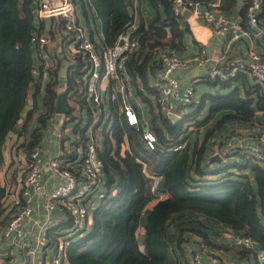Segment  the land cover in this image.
<instances>
[{"label":"trees","instance_id":"obj_1","mask_svg":"<svg viewBox=\"0 0 264 264\" xmlns=\"http://www.w3.org/2000/svg\"><path fill=\"white\" fill-rule=\"evenodd\" d=\"M149 1L155 14L147 19L142 17L140 20L138 17L140 46L130 55L127 67L134 86L141 82L147 90L137 87L143 101L150 100L148 92L157 93L159 98L157 87L149 83V77L159 69L158 51L182 48L186 32L181 17L173 12L172 0ZM228 1L230 5L227 8L234 4V0ZM77 2L86 21L89 10L93 18L100 22V30L94 32L88 22L87 34L96 46L113 45L121 30L135 18L131 10L132 0ZM31 9L32 0H0V167L4 162L6 138L13 129L22 137L18 146L23 148L26 160L29 159L32 147L40 144L41 131L56 112L60 92L67 107L65 113L69 115L76 107L79 113L85 109V126L82 128L78 122L82 119L80 114L76 117L69 115L73 125L71 129L80 135L82 146L88 139L85 134L88 125H93V131L99 128L103 137V143L98 148V157L103 165V194L90 210V222L66 239V262L188 264V247L195 250L201 243L212 248L224 247L219 244L217 236L230 231L250 235L264 252V165L253 156L239 151V147L228 152L226 161L210 159L212 143L220 137L219 146L223 143L222 134L215 132L224 121L230 118L256 120L257 125L264 128L262 85L252 84L248 91L251 95H241L237 87L221 93V89L231 86L232 79L207 78L205 82L216 88L214 92L204 93L199 101L194 99L188 111L183 112L179 107L182 113L175 112L179 115L178 119L161 108L155 113L151 107L149 129L156 134L157 141L155 147L150 148L143 139V126L126 123L119 113L117 102L110 101L107 110L101 104L103 111L108 113L101 127L98 126L104 113L99 114L96 122L92 121V109L99 106L92 107L84 97L85 79L82 73L87 66L80 57L69 61L62 52H56L59 40L52 42L53 63L48 68L49 77L41 98L44 110H38L35 100L42 81L32 74L36 49L30 42L35 28ZM242 13L245 16V12ZM260 18L264 19V4ZM62 21L63 18L57 19L58 29ZM47 31H52V28L49 26ZM62 71L64 86L58 90ZM32 84L34 87L30 92ZM30 95L35 102L23 115ZM206 100L210 102L209 109L203 117ZM218 112H222L221 118L207 129L204 138L193 141L185 124L195 121L196 126H202ZM178 145L182 146L175 149ZM233 154L241 159L232 158ZM63 155L65 159L76 158L74 153L67 151ZM144 164L148 172L143 170ZM232 167L235 170H231ZM156 173L163 176L158 191L165 193L164 197L150 190V175ZM4 196L5 189L0 181V225H5L17 208L13 204L4 213ZM149 204L152 207L142 224L141 218ZM70 224L71 216L67 215L47 232L52 233L53 229L55 231Z\"/></svg>","mask_w":264,"mask_h":264},{"label":"built area","instance_id":"obj_2","mask_svg":"<svg viewBox=\"0 0 264 264\" xmlns=\"http://www.w3.org/2000/svg\"><path fill=\"white\" fill-rule=\"evenodd\" d=\"M76 1L32 0L31 11L34 16L35 28L30 35V42L36 49L35 56L38 58L32 67V74L40 78L48 75V68L52 65L49 45L51 42L59 40L58 52H62L69 61L80 57L87 66L83 78L85 79L84 97L88 103L95 107L103 104L105 99H120L121 110L127 123L139 126L141 120L136 108L138 99L133 95L132 77L127 68L130 55L140 46V38L137 34L138 19L134 18L121 30L113 45L96 46L89 38L86 28L78 20L75 12ZM201 2V0H172V9L174 14L179 16L183 9H189L192 14L199 17L204 23L212 25L214 30L224 34L229 40L258 35L264 41V22L260 18L264 0H248L246 2V25L240 28L221 16H217L212 6L199 7ZM58 18H63L59 29L56 27ZM41 23L46 24L45 28L41 26ZM49 26L52 31H47ZM205 55L206 48L204 46L201 47L199 54L193 55L191 58H181L170 49L158 51L157 60L160 72L157 76L156 87L163 110L175 112L179 107L183 112L189 110L195 99V87L192 82L181 85L174 71L186 66L189 61L202 64ZM238 72L247 73L254 81L261 84L264 90V47L234 57L227 68H221L218 65L212 66L207 71V78L228 80ZM78 122L81 124L84 120ZM61 132H65V130ZM221 138L212 143L210 155L213 157L215 154H219L221 160L226 161L228 157L222 155L218 150ZM143 139L150 148L155 147L157 136L154 132L143 131ZM223 141H227L224 136ZM181 146L178 145L175 149H179ZM239 148V151L253 156L257 162L264 165V129L258 135L255 146ZM41 150L40 144L32 147L22 175L23 196L21 200H16L17 208L11 213L0 232V264L5 254L2 241L5 238L16 239L22 243L24 264H67L64 252L66 239L80 232L89 223L90 210L103 194V165L98 157L97 143L92 137H89L85 142L81 158L65 159L63 153L51 157L49 167L56 175L57 180L45 196L43 211L48 217L55 208L64 210L71 216L69 225L71 228L65 234H61L60 229L49 236L42 232L35 243H32L24 237L22 222L32 213V195L39 194L43 188ZM143 170L148 172L145 164ZM150 176L151 192L159 197H164L165 193L158 191L163 178L162 174L156 173ZM227 233L232 237L234 245L255 251L260 264H264V252L259 248L256 239L244 233L232 231ZM217 248H212L204 243L199 244L195 250L188 247L186 250L190 259H188V264H223L219 260L220 253L214 251ZM39 255L44 256L42 262Z\"/></svg>","mask_w":264,"mask_h":264},{"label":"crops","instance_id":"obj_3","mask_svg":"<svg viewBox=\"0 0 264 264\" xmlns=\"http://www.w3.org/2000/svg\"><path fill=\"white\" fill-rule=\"evenodd\" d=\"M201 1L202 2L199 4V7L203 8L206 6H212L217 16H221L223 19L230 21L237 28L245 27L246 17L244 16V13H242V11L245 12L244 5L246 4V0H234V4L228 8L227 6L230 5V1L228 0H224V1L201 0ZM77 4L79 3L76 1L75 12L76 15L78 16L77 14L78 9L76 6ZM131 4H132L131 10H133L134 17L137 19L138 17L139 19L142 17L144 19H147L148 17L153 16L155 14V9L151 6L149 0H132ZM221 5H224V7H222ZM87 15H89L88 21L84 20V23L86 24V29H88V22H89L91 28L93 29V32L94 30L97 29L100 30L99 20L93 18L89 10L87 11ZM180 17L186 29L185 36L182 40L183 47L176 50L172 49V51H175L176 54L179 55L181 58H191L193 55H197L200 53L202 46L206 48V55L204 56V61L202 64H197L194 61H189L186 66L177 68L174 71L175 75L180 80L181 85L190 84L192 82V84L195 87L194 96L196 101H199V99H201L204 93L214 92V90L216 89L211 87L207 82H205V80L207 79V71L209 70V68H211L214 65H218L221 68H227L231 64V61L234 59V57L250 53L252 50H260L264 47L263 38L258 35L242 36L238 40H229L224 34L214 30V27L212 25L204 23L195 14H192L191 11L189 13L186 12L184 14V10H182ZM78 20L81 23L82 19L79 16H78ZM262 21L264 22V19H262ZM41 26L45 28L46 24L41 23ZM93 35L95 36V34ZM53 46L54 43L52 45L51 42L49 45L50 53H52L54 50ZM36 58L37 57L34 55V62ZM159 72H160L159 69L154 70L153 74L149 77V83L152 84L153 86H156L157 76ZM238 75L239 77L236 78ZM48 77H49V72L47 76L41 77L42 84L40 85L39 91L36 94L37 106L38 109L41 111L44 110V106H42L41 104V98L44 91L45 82L48 79ZM230 79H232L231 86L221 89L220 90L221 93H227L232 88L237 87L241 95H246L247 93L251 95L252 93L248 92L250 90V86L252 84L257 83L251 77H249L245 72H238ZM200 84L202 87H200ZM63 86H64V74L62 71L59 77L58 90H61ZM33 87L34 86L32 84L29 88L30 92L33 91ZM137 87H139L140 89L146 92L147 90L143 87L141 82H137L135 86L133 83L131 85L133 95L135 98L138 99L136 108L139 111V116L141 120L139 125L143 126V129L146 128L144 129V131L150 130L149 122L152 111L150 108L152 107L155 113L158 112V109L161 110L162 108L160 105V98H158L157 93L148 92V96L150 97V100L143 101L140 98L139 94L137 93ZM110 101H114L118 103L119 113L123 116L124 121H126V118L124 117L121 110L120 99H116V100L105 99L103 103L104 109L107 110L108 108L107 106ZM33 102L34 101L30 95L28 103L26 104L24 111L22 112L23 115L32 106L31 104H33ZM209 103L210 102L206 100L205 105L202 109L203 116L206 115L208 112ZM74 105H75L74 103L71 104V106L73 107ZM92 110H93L92 114L94 117V120H92L93 122H96L99 119L98 118L99 114L104 113L103 116L104 118H101V122L98 126L101 127V125H103L107 119L108 116L107 111L104 112L103 107H101V105L98 108L95 107ZM65 112H59V113L55 112V114L48 119L46 126L41 131L40 146L42 148L41 157L43 162V174L41 178V183L43 188L39 194L32 195V199H31L32 213L22 222L24 237H26L32 243H35V241L37 240V238H39L42 232H45L48 236L53 235V233L58 231L59 229L55 231L53 229V232L49 234L47 232V229L50 227L57 226V224L63 221L68 215L64 210L59 208H55L54 211H52L48 215V217H46L43 211V202L45 200V196L48 193L49 189L55 184L57 180L56 175L51 171L49 167V159L53 156L63 153L64 151H67L69 153H74L75 157L78 158H81L83 155V150H84V147L82 146L83 143H81L80 135L75 133L71 129L73 125L68 130L71 129V131L77 136L75 137L71 136L69 140H65V138L69 136V133L71 131L63 132L62 133L64 134L63 138L61 137L60 132L66 129L67 122L69 121L70 118L69 117L70 114H74V117L80 114V117H82L81 120H84L83 126H85V119H86L85 109L81 110V112L79 113V110L76 107L74 111L69 115L68 113ZM175 112L182 113V111L180 110H176ZM222 112H218L217 115L213 116L212 119L206 124L200 126L199 129L200 130L208 129L211 125H213L216 122L217 119L221 118L220 113ZM169 113L170 112H168V114ZM188 123L190 122H187L186 124ZM81 124H79V126H81ZM257 124L255 123L254 120L246 121L238 118H230L224 121L222 125L216 130L215 133L222 134V136L228 135V137L225 139L227 141H223V143H221L218 150L222 153V155L226 157L228 155V152L232 148L255 146V144L257 143L258 135L262 133L264 129L261 128L262 125L260 126ZM91 126L93 125L91 124ZM91 126L90 125L87 126L85 134L88 135V139L89 137H92L94 139V141L97 143V149H98L101 143H103V137H101L100 132L98 131L99 128L93 131ZM189 127L193 128L192 126ZM232 131L234 132V134L237 133V131L243 132L244 136H239V135L234 136L232 134ZM230 133L232 134L231 136H229ZM27 134H28V130L26 131V135ZM201 134L203 135L204 131L202 133H199L198 135L202 136ZM191 137L193 139V134ZM21 141H22V137L18 136L15 129H13L8 134L4 146V162L0 167V181L5 189V196L2 200L3 205L5 206L4 213H6L8 209L11 206H13V204L18 205V202H16V200L17 201L20 200V198L23 196L21 172L25 170L27 165V160L25 158V152L23 148L18 146V144H20ZM238 156L236 154H233L232 158H237ZM3 226H4L3 224L0 225V232ZM212 238L216 242V239L213 236ZM217 240L219 244L224 245L222 249H219L220 247H218L217 249L214 250L215 252L220 253L219 260L221 263L260 264L256 252L253 250L244 251V252L240 251L239 247L233 244L232 237H230L229 233H224L220 236H217ZM2 241H3L5 254L1 260V264H24V252H23V247L21 245L22 243H20L19 240L12 238H5ZM43 257H44L43 255H39V258H41V262L43 261ZM186 257H188L187 258L188 260L189 255H187ZM65 263L67 262L65 261Z\"/></svg>","mask_w":264,"mask_h":264},{"label":"rangeland","instance_id":"obj_4","mask_svg":"<svg viewBox=\"0 0 264 264\" xmlns=\"http://www.w3.org/2000/svg\"><path fill=\"white\" fill-rule=\"evenodd\" d=\"M77 6V9H78V11H77V14H78V16L82 19V21H81V23L84 25V27L86 28V24L84 23V20H85V17L83 16V14H82V11H81V8H80V6H79V4H77L76 5ZM86 30H88V29H86ZM83 74H85V72H83L82 73V75ZM61 84V83H60ZM200 87H202L201 86V84H200ZM36 101V100H35ZM34 101V102H35ZM71 104H72V102H71ZM75 109V108H74ZM39 110V109H38ZM158 111H159V109H158ZM201 117V116H200ZM204 117V116H203ZM255 123L257 124V122H256V120H255ZM70 125V126H69ZM71 126H72V121H68L67 122V127H66V129H65V131H71V129L70 130H68L69 128H71ZM83 126V122H82V124H81V126L80 127H82ZM91 126V125H90ZM189 126H192L193 128H190ZM185 127H186V129L188 130H190L189 131V134H193V141L197 138L198 140H202L203 138H204V135H202V136H199L198 134L199 133H202L203 131H204V134H205V132L207 131V129H203V130H200L199 128H200V126H196V123H195V121H191L190 123H188V124H186L185 125ZM196 127H198V128H196ZM144 129H146V128H144ZM231 131V130H230ZM239 131H237V133H235L234 134V132L232 131V134L235 136V135H239V136H244L243 135V132H239ZM62 133L63 132H61L60 133V135H61V137H62ZM225 134H227V133H225ZM229 134V133H228ZM231 133H230V135L229 136H231L232 135ZM71 136H77V135H75L72 131L69 133V136L67 137V138H65V140H69L70 139V137ZM200 137V138H199ZM228 137V135H224V138L226 139ZM192 138V137H191ZM68 143V142H67ZM238 156V155H237ZM211 155H210V159H211ZM237 158H239V159H241L239 156L237 157ZM237 158H235V159H237ZM215 164L217 165L218 164V162H215ZM246 169V168H245ZM245 169H243V171L245 170ZM231 170H235V167H232L231 168ZM246 171V170H245ZM216 176H217V174H216ZM151 205L152 204H149L148 206H147V208H146V211H145V213H144V215L142 216V218H141V223L142 224H144L145 223V221H146V218H147V212L151 209ZM71 228V226H66V227H63V228H61L60 229V232H61V234H65L69 229ZM141 230H142V227H141ZM188 258V257H187ZM188 261V260H187Z\"/></svg>","mask_w":264,"mask_h":264},{"label":"water","instance_id":"obj_5","mask_svg":"<svg viewBox=\"0 0 264 264\" xmlns=\"http://www.w3.org/2000/svg\"><path fill=\"white\" fill-rule=\"evenodd\" d=\"M183 10H184V14H185L186 12H187V13L190 12V10L187 9V8H185V9H183ZM185 11H186V12H185ZM120 42H122V40H120ZM66 109H67V107H66V105H65V103H64V101H63V93L60 92V93L58 94V97H57V100H56V112H58V113H59V112H65ZM169 115L172 116V117L175 118V119H178V118H179V116H178L177 114L173 113V112H170ZM211 161H220V155H219V154H215L213 157H211ZM88 220H89V222H90V220H91V216L89 217ZM140 239H141V240L143 239V235L140 236Z\"/></svg>","mask_w":264,"mask_h":264}]
</instances>
